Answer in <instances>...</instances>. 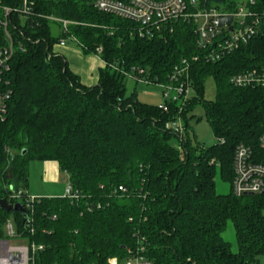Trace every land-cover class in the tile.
<instances>
[{"label": "trees", "instance_id": "trees-1", "mask_svg": "<svg viewBox=\"0 0 264 264\" xmlns=\"http://www.w3.org/2000/svg\"><path fill=\"white\" fill-rule=\"evenodd\" d=\"M30 1L29 12L12 14L7 27L13 53L2 78L7 112L0 120V199L21 203L27 215L23 222L19 212L0 208V239L11 219L43 246L41 264L103 263L112 256L121 262L140 246L151 264H262L264 190L218 193L215 176L231 183L239 143L264 157L258 147L264 87L229 82L233 73L264 65V33L210 60L196 44L191 20L143 28L98 11L94 0ZM236 1L215 0L229 9ZM20 3L0 0V7ZM54 19L70 23L63 30ZM60 38L83 54L100 48L103 64L94 84H84L54 50ZM6 45L0 27V48ZM183 61L192 90L183 103L147 104L125 93L128 76L166 84ZM208 77L215 83L212 100L203 97ZM197 104L213 144L190 134L188 113ZM177 120L181 131L174 128ZM34 160L55 161L75 197L31 196ZM228 222L235 250L222 237Z\"/></svg>", "mask_w": 264, "mask_h": 264}, {"label": "built area", "instance_id": "built-area-1", "mask_svg": "<svg viewBox=\"0 0 264 264\" xmlns=\"http://www.w3.org/2000/svg\"><path fill=\"white\" fill-rule=\"evenodd\" d=\"M20 2L14 6L0 7L2 13L0 27L5 32L7 42L6 46L0 48V120L5 118L7 112L5 102L7 96L2 88V78L13 53V39L7 27L12 14L25 15L31 5L30 0H20ZM94 6L100 12L128 19L143 28L149 26L159 28L162 22L171 20H191L195 24L196 44L210 60L229 54L247 44L253 36L264 33V3L257 0H237L230 9L227 4L218 7L215 0H94ZM229 16L232 17L229 24L216 26L217 19ZM54 20L61 23L63 30H66L67 24L70 23L62 19ZM149 32V29L145 30V34ZM70 39L74 40V37L71 36ZM65 44L66 39L60 38L56 46H65ZM99 53L100 48H97L95 55L99 57ZM182 63L179 69L174 68L169 82L163 84L166 100L183 103L189 96L187 66L184 61ZM138 73L143 71L138 70ZM229 82L238 87H264V65L233 73L229 77ZM167 91L172 93L169 94ZM174 128L181 131L180 120L174 123ZM258 147L264 151V133L258 139ZM259 158L264 157L254 154L249 146L243 143L236 145L232 160L233 178L230 183V190L234 195L255 194L264 190V159ZM63 196L75 197L69 184ZM4 235V238L0 239V264H41L38 254L43 250V246L29 241L25 235L19 233L11 219L4 224ZM12 239H25L26 243L11 245ZM143 250V246H140L136 253L128 250L129 255L121 262L117 257L112 256L103 263L90 264H151L140 254Z\"/></svg>", "mask_w": 264, "mask_h": 264}, {"label": "rangeland", "instance_id": "rangeland-1", "mask_svg": "<svg viewBox=\"0 0 264 264\" xmlns=\"http://www.w3.org/2000/svg\"><path fill=\"white\" fill-rule=\"evenodd\" d=\"M66 50L65 56L66 59L69 58V63L72 68V70L77 71L78 75L80 76L81 80L84 79V81H87L90 85L91 83L96 82L97 77V68L98 65H100V61L98 59V56L95 54H83L80 48L76 45L74 41L67 40L65 44ZM68 49V50H67ZM54 50H56L58 53L62 52L63 47L54 46ZM63 53V52H62ZM69 53V54H68ZM81 53V54H80ZM68 54V55H67ZM68 57V58H67ZM91 73L93 75L91 76ZM90 79V80H89ZM125 93L127 95H130L132 93H135L137 100L143 103L147 104H153V105H163L166 98L164 97V87L163 84L159 83H148L144 82L142 80H134L132 77L126 78V84H125ZM169 94L172 93L171 91H167ZM192 94V90L189 89L188 95ZM215 96V83L214 79L212 77H208L205 81L204 85V93L203 97L205 100H212ZM192 115V118L190 119L189 123L191 125V135L194 137L195 141H197L200 144L203 145H210L215 142V139L213 137V133L211 131V128L208 124V121L205 118L204 115V109L201 104H197L191 112L188 113V116ZM30 171V170H29ZM60 182L59 184H49L47 186H50L52 188V192L58 193L56 191H62L60 193H65V189L68 186V175L65 172L60 173ZM30 184L32 183V179L29 178ZM36 181V187L38 189L44 188L43 184H41L39 181ZM41 187V188H40ZM56 188H58L56 190ZM215 188L218 193H226L229 192L230 184L228 182H225L221 180L218 172L215 176ZM42 197V196H37ZM222 237L229 242L231 249H236L235 244V237H234V229L230 222L227 223V226L222 233ZM11 245H21L25 244L26 240H19V239H12ZM264 261L262 260L261 263Z\"/></svg>", "mask_w": 264, "mask_h": 264}, {"label": "crops", "instance_id": "crops-1", "mask_svg": "<svg viewBox=\"0 0 264 264\" xmlns=\"http://www.w3.org/2000/svg\"><path fill=\"white\" fill-rule=\"evenodd\" d=\"M59 47H63L64 50H62V52L59 53L62 54L65 58L66 56L65 54V50H66V46H59ZM68 50V49H67ZM69 54V53H68ZM67 54V55H68ZM81 54V53H80ZM68 58V57H67ZM99 61H100V65H98V68L103 64V62L100 60V58L98 57ZM68 62L69 67L70 63H69V58L66 59ZM97 68V70H98ZM72 70V68H71ZM75 73H77V71L72 70ZM78 74V73H77ZM93 75V73H91V76ZM80 77V76H79ZM97 78V77H96ZM81 79V78H80ZM90 80V79H89ZM84 84L90 85L89 83H87V81L81 80ZM93 84V83H91ZM29 178L32 179V183L30 184L29 181V194L33 197H37V196H42V197H61L63 196V193H60L62 191H56L58 193H54L52 192V188H50V186L47 185H51V184H59V180H60V173L61 170L59 169L57 163L55 161H50V160H45V161H39V160H34L30 163V167H29ZM39 181L41 184H43L44 188L38 189L35 185H36V181ZM58 188H56L57 190Z\"/></svg>", "mask_w": 264, "mask_h": 264}, {"label": "water", "instance_id": "water-1", "mask_svg": "<svg viewBox=\"0 0 264 264\" xmlns=\"http://www.w3.org/2000/svg\"><path fill=\"white\" fill-rule=\"evenodd\" d=\"M232 20V17H221L216 20V26L221 27L225 24H229ZM0 208L4 210L5 212H10V211H17L21 214L23 222L25 220V217L27 215V211L25 208L22 206L21 203L16 202V203H8L5 199H0Z\"/></svg>", "mask_w": 264, "mask_h": 264}]
</instances>
